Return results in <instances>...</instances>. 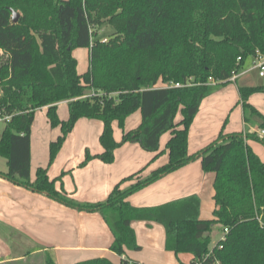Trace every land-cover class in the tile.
I'll list each match as a JSON object with an SVG mask.
<instances>
[{
	"label": "trees",
	"instance_id": "16d2710c",
	"mask_svg": "<svg viewBox=\"0 0 264 264\" xmlns=\"http://www.w3.org/2000/svg\"><path fill=\"white\" fill-rule=\"evenodd\" d=\"M103 23L112 29L105 43L96 31ZM76 48L88 51L83 74L76 70ZM256 50L264 55V0H0V108L11 115L0 135V157L7 165L0 176L59 204L100 214L113 237L109 250L120 257L140 250L131 223L141 221L161 225L165 250L189 254L190 264H264V162L246 143H264V137L220 131L200 152L187 151L189 128L215 86L209 81L226 85ZM158 82L164 87H156ZM176 83L181 87H171ZM263 91L264 85L238 88L244 122L257 118L261 131L264 117L248 98ZM60 102L67 105L65 120L56 113ZM42 108L49 125L60 131L49 144V163L82 118L102 123V151L87 154L81 165L93 158L110 164L127 142L154 153L152 160L167 153V163L146 177L138 171L123 178L104 202L78 203L56 188L57 178L50 179L47 168H37L30 179L31 126ZM135 112L141 116L138 127L115 141L113 123L123 130ZM167 132L171 136L159 151ZM197 159L203 172L214 174L212 219L200 218L196 195L144 208L127 201ZM217 225L228 233L211 247ZM43 258L55 264L49 255ZM74 264L114 263L93 258Z\"/></svg>",
	"mask_w": 264,
	"mask_h": 264
},
{
	"label": "crops",
	"instance_id": "0c3cea01",
	"mask_svg": "<svg viewBox=\"0 0 264 264\" xmlns=\"http://www.w3.org/2000/svg\"><path fill=\"white\" fill-rule=\"evenodd\" d=\"M251 74L260 78L255 71H250L238 77L234 83L242 78L244 80ZM262 85H264V81H256L254 78L250 82H243L242 86L236 84V93L233 89L227 88L212 91L205 97L189 128L188 153L191 155L198 153L213 142L219 135L222 118L233 108L240 111L241 122H235L230 128L232 133L247 131L264 137L260 135L261 130L258 128L260 121L254 118L251 122L245 123L243 110L238 104L240 100L239 87ZM217 86L221 85L214 87L217 88ZM156 87H164V85L158 82ZM263 93L264 91L252 94L248 98V103L264 117ZM42 109L45 110L46 115V108ZM178 120L179 117L176 121ZM91 121L95 120H89V122ZM140 121L139 112L129 116L125 120L123 130L120 131V138L113 134L115 141L121 140L123 132L137 128ZM115 124L113 123V126ZM99 129L101 130L97 131L100 136L102 123ZM170 136V132H167L160 137L159 151L165 149ZM51 141L53 140L51 139L49 144ZM246 143L264 162V143L256 140H248ZM36 144V140L30 136L31 181L35 178L36 169L44 167L43 160L36 153ZM41 147L43 149L45 143ZM101 151L102 148L96 146L89 153L91 156H95ZM154 155L152 152L143 150L138 143L127 142L114 151L112 163L106 164L97 158L91 159L84 167L86 175L83 182L80 183L76 177L71 176V180L74 178V186L64 184L63 189L68 196L81 204L104 202L113 187L123 178L138 171H142L141 177H146L167 163V153L152 160ZM81 158L80 155L72 158L71 170L74 171V174L77 173V162ZM6 171L7 165L0 168V172ZM66 179L64 177L65 181ZM213 181L214 174L203 172L200 159H197L131 194L127 201L133 207L144 208L196 195L200 200V218L209 220L213 218L214 210ZM55 186H58L57 183ZM127 186L128 183L123 185V187ZM57 224L62 228H57ZM131 226L140 250L150 247L154 251V257L144 260V257L139 253H132L135 251H128L125 256L121 257L116 255L109 250L113 237L100 214L80 211L59 204L45 194L17 186L0 176V264L25 263L32 257L37 259L44 254L49 255L55 264H74L93 258H106L114 264H119L123 257L138 264H170V259H168L171 258L170 256L175 264H190L191 256L189 254L175 255L165 250V234L161 225L134 221ZM219 234H222V230L218 225L214 226L210 232L211 247L220 239Z\"/></svg>",
	"mask_w": 264,
	"mask_h": 264
},
{
	"label": "rangeland",
	"instance_id": "374dc122",
	"mask_svg": "<svg viewBox=\"0 0 264 264\" xmlns=\"http://www.w3.org/2000/svg\"><path fill=\"white\" fill-rule=\"evenodd\" d=\"M99 37L102 38H108L109 35L112 33V29L110 26L107 25V23H103L98 29L96 30ZM86 48H76L73 50L72 55L76 59V70L79 74H83L88 67V53ZM1 55V53H0ZM250 67L249 60L246 61L243 69H247ZM256 79V81H264V79L258 78L257 76L251 74L244 78L238 80L237 83L229 82L226 85H221L213 87L211 89L212 91L221 90V89H233L235 92L236 90V84L238 86H242L243 82H250L253 79ZM164 85V84H163ZM236 93V92H235ZM92 94V93H91ZM264 94V93H263ZM1 95V94H0ZM91 96V95H89ZM1 97V96H0ZM57 116L60 119H66L67 118V105L64 102H60L57 104L56 109ZM241 113L240 111L236 110V108H233L232 110H229L225 116L222 118L221 121V127L220 131L223 132V134L230 135L232 133V129L230 128L235 124V122H241L240 117ZM5 123L0 122V135L4 128ZM97 125V126H96ZM101 126V122L99 120L91 121L87 119H79L76 121L72 131L68 134L67 138L65 139L61 149L59 150L57 156L52 161V163H49V141L55 140L57 136L59 135L60 131L58 127L52 128L49 125V122L46 120L45 110L44 109H38L34 114V120L31 126V134L32 138H34L37 142L36 144V153L38 157H41V160L44 162V168H47V172L49 174L50 178H57V185L56 188H64L65 185L74 186L73 180H71V176L76 177L78 181L81 183L83 182L86 172L84 169L85 165H81V163L85 160L86 155L89 154V152L93 150L94 147L101 148L99 143V134L97 130ZM113 134L115 136H119L120 138V129L117 124L113 126ZM231 132H230V131ZM220 133V132H219ZM45 143V147L42 149L41 145ZM76 155L82 156L80 161L77 162V173L74 174V171L71 170V164H72V158ZM6 165V160L3 157H0V168H4ZM54 176V177H53ZM64 177H66V181L64 180ZM64 190V189H63ZM57 228H62L59 224H57ZM220 238L222 234H219ZM153 250L150 247H144L141 250L132 252V253H139L141 256L144 257V260H149L153 256ZM131 253V255H132ZM169 255V254H167ZM170 264L173 263V258L170 256ZM44 264V258L43 256H39L37 259L34 257L28 259L25 263L24 262H18V263H9V264ZM8 264V263H7Z\"/></svg>",
	"mask_w": 264,
	"mask_h": 264
},
{
	"label": "built area",
	"instance_id": "2783aa9c",
	"mask_svg": "<svg viewBox=\"0 0 264 264\" xmlns=\"http://www.w3.org/2000/svg\"><path fill=\"white\" fill-rule=\"evenodd\" d=\"M101 41L105 43L107 42V38H102ZM248 60L250 62V67L245 70L241 69L238 73H233L229 79L230 82H234L238 77L250 71H255L260 78H264V55H262L259 51L256 50L254 55L251 56ZM239 61L240 58H237V62ZM209 85L214 86L216 85V83L213 80H210ZM171 87L179 88L181 87V85L176 83V84H172ZM91 95H93V93ZM10 119H11V115L3 114L2 108H0V122L7 123L10 121ZM260 135L264 136V131H260ZM227 233H228V229L223 228L221 239H223V236ZM128 264H134V263L129 261Z\"/></svg>",
	"mask_w": 264,
	"mask_h": 264
},
{
	"label": "water",
	"instance_id": "95a60500",
	"mask_svg": "<svg viewBox=\"0 0 264 264\" xmlns=\"http://www.w3.org/2000/svg\"><path fill=\"white\" fill-rule=\"evenodd\" d=\"M18 19V15L15 12H12V22H16Z\"/></svg>",
	"mask_w": 264,
	"mask_h": 264
}]
</instances>
